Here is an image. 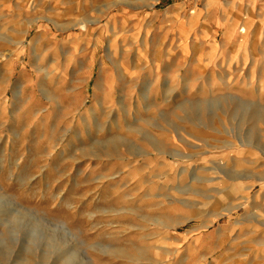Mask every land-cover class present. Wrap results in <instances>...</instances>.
Listing matches in <instances>:
<instances>
[{"label": "rangeland", "instance_id": "obj_1", "mask_svg": "<svg viewBox=\"0 0 264 264\" xmlns=\"http://www.w3.org/2000/svg\"><path fill=\"white\" fill-rule=\"evenodd\" d=\"M155 2L0 0V264H264V0Z\"/></svg>", "mask_w": 264, "mask_h": 264}, {"label": "crops", "instance_id": "obj_2", "mask_svg": "<svg viewBox=\"0 0 264 264\" xmlns=\"http://www.w3.org/2000/svg\"><path fill=\"white\" fill-rule=\"evenodd\" d=\"M155 1L156 0H5V2L11 4L13 8H33L34 10L42 8L59 9L66 17L71 18V23L75 22L76 15H81V10L84 7H90L94 16H112L124 24L128 32L140 34L143 32L139 29L140 24L145 25L144 32H148V27L151 26L155 19L161 16L156 8L152 10L147 9L150 3H157ZM114 3L115 6L110 7L111 4ZM156 6L157 5H155V7ZM185 6L187 7L186 2L175 4L172 9L167 12L164 21L168 19H179L181 14L178 16V12L180 11L181 13V10L186 8ZM111 8L115 9V11H110ZM136 25H138V27ZM183 31L181 28L178 29L179 34Z\"/></svg>", "mask_w": 264, "mask_h": 264}, {"label": "bare ground", "instance_id": "obj_3", "mask_svg": "<svg viewBox=\"0 0 264 264\" xmlns=\"http://www.w3.org/2000/svg\"><path fill=\"white\" fill-rule=\"evenodd\" d=\"M215 2V1H214ZM221 12V11H220ZM193 14V13H192ZM190 15V14H189ZM178 16H180V11H179V14H178ZM198 16V15H197ZM188 19V18H187ZM191 22H194V21H191Z\"/></svg>", "mask_w": 264, "mask_h": 264}]
</instances>
